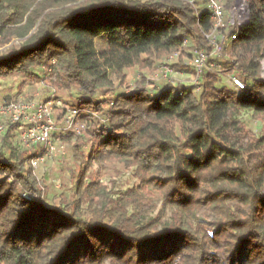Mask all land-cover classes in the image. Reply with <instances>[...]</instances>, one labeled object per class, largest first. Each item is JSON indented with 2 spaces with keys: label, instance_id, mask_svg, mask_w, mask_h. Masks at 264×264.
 I'll use <instances>...</instances> for the list:
<instances>
[{
  "label": "trees",
  "instance_id": "trees-1",
  "mask_svg": "<svg viewBox=\"0 0 264 264\" xmlns=\"http://www.w3.org/2000/svg\"><path fill=\"white\" fill-rule=\"evenodd\" d=\"M212 27L209 7L186 0H0V82L47 75L54 98L81 110L88 145L74 144L77 169L57 195L34 174L36 153L14 142L16 126L0 135V264H264V134L241 119L264 117V0H250L224 63L245 79L240 92L218 74L199 89L155 91L143 78L120 91L125 74L113 83L87 51L116 31L123 49L145 45L148 69L187 39L172 64L184 70L210 51ZM95 164L131 170L136 183L108 189Z\"/></svg>",
  "mask_w": 264,
  "mask_h": 264
},
{
  "label": "rangeland",
  "instance_id": "rangeland-1",
  "mask_svg": "<svg viewBox=\"0 0 264 264\" xmlns=\"http://www.w3.org/2000/svg\"><path fill=\"white\" fill-rule=\"evenodd\" d=\"M118 35L116 31L101 32L90 38L91 41L87 48L91 63L99 69H105L110 81L118 83L120 81L119 74L121 72L125 74V81L120 85L118 90L129 91L141 87L143 84H140V81L143 78L145 79L146 87L150 89L154 88L155 91L164 83H171L173 85H189L193 83L191 67L184 70L176 69L182 72V74L174 79V83L157 79L161 66L167 57L148 69H141L140 62L146 57L145 45L131 50L123 49L118 44ZM15 43H18V41L16 40ZM263 58L264 57H262V60ZM261 76L264 78V67H261ZM222 77L223 82H225L226 76L224 75ZM55 95V88L51 87V85L47 83V80L42 83V80L38 79V81L31 83V81L19 74H13L3 78L0 82V102L13 99L31 100L34 98L40 101H47L49 99H54ZM68 116L69 115H65L64 111L61 109H56L54 111V120L56 123V133L54 136L65 145L66 155H57L52 158L47 156L39 164L38 168L33 170L39 183L42 186L50 185L57 195L61 193L63 183L66 181L67 177L71 176L77 169L73 160V154L75 152L74 144L76 142L81 144L82 153H86L88 150L84 133H81V135H74L69 142L64 140L69 131L76 130L79 127L76 124L78 117L74 119L73 125L69 127V123L67 122ZM241 119L248 128L252 129L258 135L264 134V117H256L253 111L248 110L242 112ZM90 125L91 122L89 123V126ZM21 131L22 130L17 126L13 129V139L15 143H20ZM26 148L36 153V156L42 152V147L40 145ZM93 174L95 178L99 179L108 189H114L115 192L126 191L136 183L133 177V171L131 170L120 171L119 168L114 169L112 167H103L100 164H95Z\"/></svg>",
  "mask_w": 264,
  "mask_h": 264
},
{
  "label": "built area",
  "instance_id": "built-area-1",
  "mask_svg": "<svg viewBox=\"0 0 264 264\" xmlns=\"http://www.w3.org/2000/svg\"><path fill=\"white\" fill-rule=\"evenodd\" d=\"M186 1L195 7L199 3L208 6L213 19L212 29L204 33L210 45V51L195 50L193 57L188 62L193 73L192 84L199 89V83L203 78L209 74H218L226 76L224 84L228 88L237 92L244 90L246 81L243 76L237 72L225 71L224 62L228 58L231 42L237 37L238 27L250 20V0H232L229 8L225 6V0ZM187 44L188 40L185 39L172 49V52L163 62L157 79L174 83V79L182 74L173 68L172 64L178 59L182 49ZM262 57H264V53ZM261 63L264 67V58L263 60L261 58ZM46 77L47 75H45L42 83L46 81ZM150 90L155 89L151 88ZM56 109H61L65 115H69L67 118L69 127L73 125L74 119L81 114L80 109H71L62 100L55 98L47 101L34 98L0 102V135L5 133L9 126L15 125L22 130L21 145L24 147L40 145L42 147V152L31 159L33 170H36L47 156L52 158L57 155H66L65 145L54 136L56 133L54 111ZM85 128L87 125L82 124L75 131L79 135ZM24 196L30 198L27 193Z\"/></svg>",
  "mask_w": 264,
  "mask_h": 264
}]
</instances>
